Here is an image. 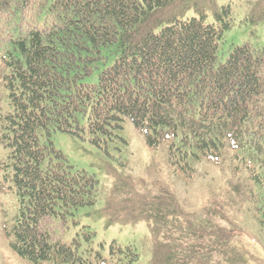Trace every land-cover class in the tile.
Segmentation results:
<instances>
[{
  "label": "trees",
  "instance_id": "1",
  "mask_svg": "<svg viewBox=\"0 0 264 264\" xmlns=\"http://www.w3.org/2000/svg\"><path fill=\"white\" fill-rule=\"evenodd\" d=\"M233 24L230 4L200 0H0V66L11 105L0 114V135L11 148L21 201L12 231L18 255L33 264H93V255L99 264L138 259L132 246L115 242L109 257H89L79 237L64 243L44 223L95 204L99 185L55 147L52 133L85 138L87 131L98 147L120 149L126 119L151 147L166 143L182 173L232 151L235 169H245L253 184L247 201L264 231V47L235 45L219 62ZM165 209L149 223L157 237L153 264L251 260L231 245L235 231L225 240L230 249L214 250L198 242L212 232L210 223L184 227ZM83 229L92 239L90 227Z\"/></svg>",
  "mask_w": 264,
  "mask_h": 264
},
{
  "label": "rangeland",
  "instance_id": "2",
  "mask_svg": "<svg viewBox=\"0 0 264 264\" xmlns=\"http://www.w3.org/2000/svg\"><path fill=\"white\" fill-rule=\"evenodd\" d=\"M200 2L207 7L213 3L231 5L234 24L225 32L219 62L226 60L235 45L249 42L254 47H264V0ZM4 74L5 69L0 66V114L5 115L11 105ZM95 77L88 80L94 81ZM120 134L127 143L119 145L120 149L111 145L106 151L91 142L87 131L85 138L61 131L52 133L55 147L62 150L69 162L99 181L95 204L79 207L65 219L47 217L44 223L54 239L71 244L79 237L81 252L89 257L92 251L109 257L113 242L123 249L130 245L139 255L132 264H153L157 237L149 223L155 224L152 215L166 208L184 227L193 225L196 230L199 223H210L206 232L211 229L212 232L199 237L198 242L214 250L235 245L244 250V255L248 252L252 261L247 260V264H264V231L255 219L252 203L247 201L253 184L245 169H235L232 151H227L219 162L204 159L182 173L181 167L170 162L167 144L151 147L145 133L131 119L123 122ZM20 208L11 148L0 135V264H33L18 255L12 245ZM85 225L94 232L92 239L84 236ZM233 231L238 235L228 246L225 240L231 242ZM192 234L190 230L188 236ZM172 241L182 243L180 239ZM92 260L93 264H99L94 255Z\"/></svg>",
  "mask_w": 264,
  "mask_h": 264
}]
</instances>
